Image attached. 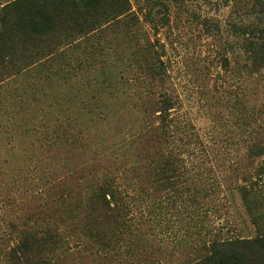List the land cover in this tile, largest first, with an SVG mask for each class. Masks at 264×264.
Wrapping results in <instances>:
<instances>
[{
  "label": "rangeland",
  "instance_id": "obj_1",
  "mask_svg": "<svg viewBox=\"0 0 264 264\" xmlns=\"http://www.w3.org/2000/svg\"><path fill=\"white\" fill-rule=\"evenodd\" d=\"M14 1L0 0V10ZM162 1L130 0L137 28L115 24L104 33V50L80 44L67 67L63 58L50 60L64 49V31L58 30L35 56L16 59L15 66L26 69L0 75V264L7 240L14 244L17 238L7 223L34 219L43 207L58 227L68 205L64 226L75 225L66 234L74 232L78 242H71L59 264H186L198 255L205 233L190 222L193 201L207 210L206 229L247 239L264 235V175L260 182L255 176L264 171V155L250 151L253 137L264 140V71L220 65L224 42L232 50L238 46L228 25L231 4L181 0L168 7L169 22L161 25L166 10L152 3ZM204 21L218 23L219 31H209ZM143 30L158 39L181 112L202 139L193 155L183 153L186 187L174 198L175 209L169 205L162 213L170 220L135 231L107 212L93 192L96 180L105 177L119 191L143 190L144 202L161 193L162 152L148 127L139 82ZM61 66L66 73L56 70ZM244 171L262 188L246 197L235 188ZM61 180L71 188L68 196L59 197L51 187ZM105 200L112 205L116 198L106 193Z\"/></svg>",
  "mask_w": 264,
  "mask_h": 264
},
{
  "label": "trees",
  "instance_id": "obj_2",
  "mask_svg": "<svg viewBox=\"0 0 264 264\" xmlns=\"http://www.w3.org/2000/svg\"><path fill=\"white\" fill-rule=\"evenodd\" d=\"M178 1L181 0L152 3L166 10L164 16L159 18L161 25L169 22L168 7ZM224 1L226 4H231L234 19L229 21L228 25L234 32L232 35L236 37V46H238L237 51L232 50L228 40L224 42L222 50L227 51H223L220 55L221 67L229 70L232 64H235L249 74L264 71V0ZM150 11H153V8L145 14V19L150 15ZM138 22L130 0H17L11 2L0 10V75L9 70L19 74L26 69L27 67H16V59L27 58L28 55L35 56L36 48L39 45L43 48L48 42L54 40L58 30L64 31L62 41L64 49L52 56L50 60L63 58L62 65L67 67L71 63L67 60L71 57L70 52L78 48L80 44L88 45L94 52L102 51L105 48L102 38L107 30L118 23L128 28L135 25L137 28ZM203 23L209 31H219L218 23L209 24V26L207 21ZM134 37L135 35L132 39H135ZM140 40L141 44L137 48L140 67L139 82L147 105L148 127L157 139L159 151L162 152L161 160L163 161L158 185V191L161 193H154L151 199L144 202L143 190L119 191V187L108 185L109 181L106 182L105 177L96 180V189L93 192L95 196L104 200L103 206L107 208V212L118 216L121 222H127V226L133 227L135 231L143 226L152 228L162 221L170 220L163 219L162 213L166 212L169 205L175 209L173 200L177 195L180 197L183 192L180 191L186 187L182 179L187 174L184 163L186 158L183 153L188 150L193 155L195 147L201 143L202 139L195 132L190 119L181 112L180 96L172 82L167 62L159 51L158 39H152L150 34L143 30ZM63 66L56 70L66 73ZM250 151H253L256 157L264 155V140L259 136L253 137ZM196 168L206 172L201 167ZM244 172L246 176L241 178L242 184H237L235 188L246 197L262 189L258 185L264 171L255 172L259 182L249 177V172ZM202 185L199 183L200 188ZM51 187L58 190L59 197L68 196L71 191L66 180L58 181ZM196 187L197 185L194 184L191 190H196ZM106 193L110 194L111 199L116 198L112 205L105 200ZM193 203L194 209L189 212L190 222L194 224V228L200 226L205 233L200 235L202 247L198 249V255L186 264H264V235L247 239L236 234H229L228 231L222 233L221 229L214 228L212 232L211 229L205 228V219L211 221L207 217V210L200 206L198 201ZM3 204L4 199H0V206ZM46 210L47 208L43 207L36 218L26 217L21 224L15 221L7 223L9 233L16 234L17 238L14 244H11L8 239L4 245L2 250L4 264H59L61 256L72 249L70 247L74 242H78L74 240V232L66 234L67 228L69 231L75 229L72 223L64 226L67 221L65 216H68L70 212L68 205L58 217V227L57 222L52 223V215ZM152 223L154 225H149ZM59 227L64 233L60 232ZM199 230L198 234H200ZM4 239L5 236L0 238V245L5 242Z\"/></svg>",
  "mask_w": 264,
  "mask_h": 264
}]
</instances>
